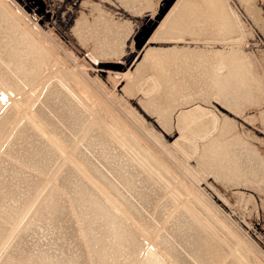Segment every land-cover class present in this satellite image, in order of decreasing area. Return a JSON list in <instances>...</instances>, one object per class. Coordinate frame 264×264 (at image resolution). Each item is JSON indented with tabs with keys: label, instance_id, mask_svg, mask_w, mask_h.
<instances>
[{
	"label": "bare ground",
	"instance_id": "bare-ground-1",
	"mask_svg": "<svg viewBox=\"0 0 264 264\" xmlns=\"http://www.w3.org/2000/svg\"><path fill=\"white\" fill-rule=\"evenodd\" d=\"M56 1L48 0L47 10L40 1L31 17L23 8L21 15H17L19 18L16 17L18 20L0 3L2 252H8L13 246L12 240L17 237L16 230H25L31 218L34 230H39L42 221L56 217L59 224L66 227L65 234L71 229L70 219L74 218L81 224L69 239L62 241L69 250L62 258V264H93L96 258L89 251L88 239L82 257L72 253L73 237L85 236L84 222L90 219L87 216L89 208L99 217L98 222L107 224L112 221L103 207L118 200L127 205L126 215L122 214L132 218L137 229L153 232L159 227L158 234L154 233L156 244L171 264H264V250L255 246L257 252L253 254L242 237L245 232L240 231L241 235L232 226L225 211L231 206L229 198L232 195L237 202L246 198L244 195L247 194L238 188H253L254 193L255 189L257 192L264 190V156L256 145L264 138L254 144L251 138L248 139L247 127L239 126L235 118L217 108L219 104L239 116L248 105L264 101V88L255 70L254 54L239 44L245 36V29L238 15L224 0H174L169 5L148 37L167 41L169 45L151 47L146 44L141 60L134 64L131 76L122 88L127 96L138 93V101H135L141 103L145 115L154 116L151 126L147 127L145 123L143 128L139 116L133 125L129 124L131 120L126 122L125 115L123 121L109 105L107 94L110 92L105 90L106 84L100 76L96 72L90 74L66 52H61L60 44L46 32L42 24L46 22L47 19L43 18L48 17V12L52 17L60 13L61 22L52 19L51 23L64 26L71 18L70 8L76 0H63L62 4ZM119 1L120 5L131 10L130 15L125 13L129 16L124 20L121 15L115 19L110 11L92 4L87 12L80 9L73 13L75 18L69 30L81 44L88 43L90 57L97 63V68H102L100 60L104 57H120L125 52L127 37L133 30L130 18L145 8H151L154 2ZM245 2L247 14L256 26L261 27L263 16L256 1ZM87 3L83 0L82 4ZM26 4L32 6L30 2ZM93 10H96L95 15ZM153 20L150 15L144 17L142 23L150 25ZM114 94L112 101L120 98ZM121 101L118 105L122 108ZM132 106L128 105V108ZM17 107L21 109L20 113ZM260 111L263 122L264 110ZM131 113L134 114L133 110ZM152 128L166 136H171L174 131L178 133L172 142L173 149H176L172 152L173 159L172 149L169 150L167 142L164 143L168 137L165 141L155 138L157 136L152 138L155 135ZM148 135L156 142L150 141ZM254 136L253 133L252 138ZM168 151L170 158L175 160L173 163L180 164H177L179 169L169 164ZM182 164L185 166L181 167ZM168 170L184 173V199L180 205L176 189L169 191L172 179ZM200 181L205 184L202 188L199 187ZM53 187L56 194L50 192ZM104 187L109 189L107 199L93 198L87 191ZM45 194L50 198L49 208H54L49 219L38 207ZM166 219L168 224H162ZM176 222H179L182 237L175 233ZM47 227L45 230H53V225ZM114 227L118 229L116 224ZM155 255L156 250L146 255L148 264H152L149 259ZM28 260L24 257V261ZM33 260L30 256L29 261L33 263ZM48 263H53L51 258Z\"/></svg>",
	"mask_w": 264,
	"mask_h": 264
},
{
	"label": "rangeland",
	"instance_id": "rangeland-1",
	"mask_svg": "<svg viewBox=\"0 0 264 264\" xmlns=\"http://www.w3.org/2000/svg\"><path fill=\"white\" fill-rule=\"evenodd\" d=\"M40 1H42V7L44 10L49 9V7L47 6V4L49 3L48 0H44V3H43V0H0V3L9 12H11L16 18V17H18L17 15H21L23 8H24V10H26L27 14L30 15V17H31V14L34 10V7L38 8ZM87 1H88V3L86 5L82 4L83 0H76L75 2H73V4L71 5V8H70V10L72 12L71 18L69 21H67L65 23L64 26L60 23H57V22H55L54 24L51 23L52 19H56V21L61 22L60 16H59L61 14L59 13V14L55 15L56 17L55 16L52 17V14L50 12H48V17L43 18V19H47V20L44 23V25L42 24V26H44V29L46 30V32L48 31L47 33L48 34L50 33L49 35H51V37L53 36L52 38L60 44V47L62 48V49L60 48L61 52H66V54L69 55V57H71L72 59H75L77 62H79L78 64H80V66H82V68H87L86 70L90 74H95V72H96L98 74V76H100L102 82L106 84V85L104 84L105 90H108L110 92V94L113 93L114 91H116L115 94L114 93L113 94H114V96L116 95L117 98L120 97L117 100H120V99L124 100V102H123V100L122 101L120 100L121 101L120 106L122 105V108H121L118 105V102L120 103V101L117 102V100L115 101V99H113V101H112V98H113L112 95L113 94L112 95L107 94L108 95L107 101H108L109 105L112 106L116 110L115 111L116 113L118 112V115H120V118H122L123 121H125L124 119L127 116L129 120L126 117V122L129 123L131 120V123H129V124L133 125L135 123L136 117L139 116L137 118H139L140 120L142 118V121L144 123V124H142L143 125L142 127L145 128V123L147 124V127H150L151 126L150 122L151 121L153 122L155 119H154V116H152V114L151 115L147 114L148 116L145 115V111L143 109H141L142 108V106H140L141 103L137 102L138 98H139V96H138L139 94L136 93L135 95L127 96L124 94V92H122L123 91L122 88L127 83V81L129 80L131 73L133 71L132 69L135 66L134 64H137L136 62H139L141 60V56L143 55V52H144L143 50H144V47L146 44H148V46H151V47H163V46L169 45L168 43H166L167 41L164 42L163 40L158 41V39H153V38L149 39V38L152 35L153 31L158 26V24L160 23V21L162 20V18L164 17V15L166 14L167 10L164 11L163 13H162V10L165 8V6L167 5V3L170 0H153L154 2L152 3L151 8L143 9L142 10L143 13L141 12V13L133 14L132 18H130V20L132 22L131 25H133L132 26L133 30L131 31L132 35L127 37L126 44L124 47L125 52H123V54L124 53L125 54L120 55V57L119 56H117V57L115 56L112 58H111V56L110 57H108V56L104 57V59L100 60V62H101L100 65L102 66V68H97L96 67L97 63H95V61H93L91 59L90 53L88 50L89 49L88 43L87 44H81V42H79L78 39L75 38V36L70 31L71 26L73 25L72 22L75 18V16H73V13L76 14L80 9L83 10L84 12H87L89 10L91 4H92L96 8L99 7L101 9L106 10L107 12L110 11L109 13H111L112 14L111 16H113L115 19L121 18V16H122L121 19L124 20L126 17H128L130 15L131 10L126 8L123 4L120 5L121 3L119 0H117V1L113 0L110 2H109V0H104V1L103 0L102 1L101 0H87ZM173 1L174 0H172V2ZM224 1L227 3V5L231 9V11L238 15L242 25L244 26V29H245L244 35L245 36L242 37V40L239 42V44L242 47H244L245 50L250 51L254 54L253 55L254 60H255L254 63H255V67H256L255 70H256V73L258 74L260 80L262 79L261 82H262L263 88H264V74H263L264 73V62H263L264 61V56H263L264 55V0H252V1H256V4H257L258 8L260 9L261 14L263 16V23L261 25V27H263V28H261L260 25L256 26V24H254V22L251 20L250 16L247 14V12H246L247 6H246V2H245L246 0H224ZM28 2H30L32 4V6H30V7L27 6L26 3H28ZM56 2H58V3L61 2V4L64 3L63 0H57ZM103 3H105L106 5ZM109 3H112V4H110L111 6L109 5ZM115 3H117L118 5ZM104 5H105V7H104ZM114 6L115 7L118 6V7L116 9H114L115 8ZM84 7H86V8H84ZM119 8H120V11H118ZM35 12H36V10H35ZM125 13H127L129 15H127ZM92 14L95 15L96 10H93ZM57 15H58V17H57ZM150 15H153V18H154L153 22L150 25H144L142 23V19L144 17H149ZM134 19H136V20H134ZM52 28H53V31H52ZM150 29H151L150 33L144 39L145 34ZM56 30H58L59 33H61V34H59L58 31H56ZM62 34L65 38L62 36ZM68 40H69V42H68ZM126 54H129L128 58L124 57ZM88 62H90V63H88ZM258 64L260 65V67ZM88 68H90V69H88ZM121 72H124V74L121 75L120 74ZM108 76H111V78ZM113 79H114V81H113ZM111 81L115 84H113ZM111 90H112V92H111ZM133 97H136V98L133 99ZM135 100H137V101H135ZM125 101H127V102H125ZM110 102L112 103V105ZM261 102L262 101H259V103H261ZM113 103L114 104L117 103V104H115L116 106ZM259 103L257 104V102H256V104L253 103V104H250V106L248 105L249 107L247 106L245 108L244 112L242 113V115H239V116H237L236 114L233 115L226 108L219 106V104H218L217 108H218V111H221V112L227 114L229 117L235 118V120H236V122H238L239 126L242 125L241 127H244V126H245L244 128L247 127L246 129H248V131H249L248 139L250 140V138H251V141L255 144L261 138H264L263 137L264 136L263 135L264 134V128L261 126L260 122H262V120L260 119L261 116L259 115L261 112L260 110H264V108H263L264 107V101L261 104H259ZM125 104L127 106L123 107V105H125ZM133 104H135V105H133ZM128 105L129 106L133 105L132 110H133L134 114L131 113L132 107L128 108ZM257 105H258V107H257ZM134 106L135 107L138 106V108H135ZM117 108H119L121 110H119ZM134 108H135V110L138 109L137 110L138 113H135ZM127 109L129 110V112L126 111ZM141 111L144 113L145 116H143V113H141ZM17 112H19V113L21 112V109L19 107H17ZM122 113H124V114H122ZM127 113H129L130 115ZM248 113H250V114H248ZM139 114H142V115H139ZM246 114H247V116H245ZM123 115H125V117ZM132 115H135V118L131 119ZM144 117L147 119L144 120ZM252 118H253L254 122H253ZM133 120H134V122H133ZM255 120H256V122H255ZM241 122L243 124H241ZM247 122H249V125ZM251 122H253V124ZM148 124H150V125L148 126ZM250 124H252V125H250ZM258 125H260V127ZM262 125L264 126V121L262 122ZM251 126H253V128ZM155 130H157V129L152 128V133L153 134L155 133V135L152 136V138L157 136L155 138H161L160 140L165 141V139H167V137H168L167 141H165L164 143L167 142L166 144L169 147V150L172 149V151L170 150L171 155L174 152H176V149L175 148L173 149L174 146H172V142L174 141V139L177 138L178 133H176L174 131L173 133H171V136H166L163 132H162L163 134H160L158 131H155ZM260 130L263 132H260ZM252 131H254V132H252ZM253 133L256 136V138H255V136L252 138ZM257 135H259V136H257ZM148 136L150 138H148V137L147 138L150 139V141L153 142L155 140V139H152L150 135H148ZM163 137H164V139H163ZM260 141L258 143H256V145L259 147L261 154H263V156H264V139H261ZM154 142H156V140ZM170 153H169V151L167 152V154H169L168 159H169L170 163L168 162V160H166V161L169 164L175 165V167H177V164H179V163L178 162L173 163V161H175V160H172L173 159L172 157L174 154L171 156ZM170 156L172 159L170 158ZM183 165L184 164H182L181 167H183ZM167 174L172 179V184L169 186V191H170V189H173V188L176 189V192L178 194L177 202H178V205H180L184 199V196L182 194V188L184 187V180H185L184 179V173L181 170H168ZM207 180L210 181L211 178H207ZM204 186H205L204 181H200L199 187L202 188ZM256 190L257 189H255V193H254L253 188H245V187L244 188L243 187L238 188V191L244 192L247 195H249V193H251V192L252 193L249 195L248 199H247V195H244V197H246V198H242V200H240L238 202H237V200L234 199V196L232 195L229 198V201L231 204L230 208L232 206L233 207L231 209L228 208V210H227V208L225 209V211L228 212V215H227L228 221L231 224H233L232 226L237 228V229L236 228H234V229L238 230V232H240V231L242 233L245 232V233H243L242 237L244 238V242H245L246 246L248 247V249L253 254H256V252H257V249L255 246L260 247L261 249L264 250V233H263L264 232L263 231L264 230V228H263L264 227L263 226L264 225V219H263L264 218V215H263L264 214V211H263L264 210V207H263L264 190L263 189H261L263 191L258 190V192L261 191L260 194ZM51 191L56 194L57 190L53 187L52 190H50V192ZM87 191L93 198H96L99 200L100 199H107L108 197H110L109 189L107 187L94 188V189L87 190ZM232 191H235V190H232ZM248 191H250V192H248ZM165 192L167 193L168 189H166ZM253 194H254V196H253ZM49 199H50L49 195L45 194V196L42 197V199L38 205V207H40V209H41V213L47 217L50 216L54 212V208H49L50 207V200ZM246 199L248 201L252 199L249 202L250 204L248 202H245V201H247ZM240 202H241V204H240ZM258 202L260 203V205L262 207L259 205ZM255 203H257L258 208H257ZM118 207H121V208H118ZM115 208H117V209H115ZM234 208H236V210ZM103 209L106 213L109 214V216L112 217V221L107 222V224H103L101 222H98V221H100L99 217H97L94 214L95 211H93L92 208H89V213L87 216L90 219L86 218L87 221L84 222V227H85L84 229L86 230L85 236L78 235L75 238L73 237L75 244H74V249L72 250V253L74 255L80 254L82 257L85 256V251H86L85 249H87V245L85 244V240L88 239L89 251L96 258V261H94L93 264H148L147 260L145 259L146 255L150 251H155V250L157 251V255L153 256L152 259L151 258L149 259L152 261V264H171L170 261H168V257H166L163 253L160 252V250L158 249V246L156 244V236L154 235V233L158 234L157 230L159 227L155 228V230L153 232L151 230L144 231L142 229L141 230L137 229V227L133 223L134 220L132 218L124 217V215H126L125 211H127V205L126 204L124 205V203L118 202V200H114L111 203H109V202L106 203V205H104ZM232 209L234 210V212ZM231 210L233 213L230 212ZM258 210H259V212H258ZM236 212H238V213H236ZM238 214H240V215H238ZM241 215H243V216L240 217ZM50 217H48V219ZM232 218L235 220H232ZM245 219H247V220H245ZM244 220L246 222L245 225H244ZM32 221H33L32 218L29 219V221L26 225V228L29 227L27 230H26V228H25V230H23L21 232H18V230H16V232H17L16 236L17 237H15L12 240L13 246L9 247V250L7 253L6 252L4 253V251L2 252V250L0 249V264H49L48 261L50 258L53 261V263H51V264H62V261H63L62 258L64 257L65 254L67 255V253L69 252L67 245L63 244L62 241H66L67 239L70 238V235H72V233L74 231H76V228L78 227L79 224H81V221H76V219L74 220V218H71L69 221V224L70 225L72 224V226H71V229L69 230L70 232L68 231L67 234H65L66 233V227L61 226L59 224L58 218H56V217L50 219L49 221H47V220L42 221L41 227L39 230L38 229L34 230L35 229L33 227L34 222L32 223ZM113 221H117L119 225L117 224V222H113ZM234 221H235V223H234ZM114 223L118 226V229L114 227V225H115ZM163 223H164V225L165 224L167 225L168 219L164 220V222L162 221V224ZM242 223H243V225H242ZM49 224L53 225V230H49V231L45 230V229H48L47 226H51ZM176 224H177L176 225L177 230L175 231V233L177 236L182 237V232H181V229L179 228V222H176ZM247 225L251 226V227L246 228ZM44 227H46V228H44ZM18 228L19 227H16V229H18ZM257 231H259V233ZM126 232H127V234H126ZM241 232H240V234L242 235ZM14 234H12L11 236L13 237ZM241 235H240V238H241ZM247 235H249L251 237H249ZM11 236L8 238V240L11 239ZM244 236H246L247 239ZM253 242H255V243H253ZM31 245H34V247H32ZM35 245H36V247H35ZM135 246H136V248H135ZM69 247H71V246H69ZM30 256L32 258H34L33 263L29 261ZM24 257L26 259H29L28 262L24 261ZM129 260H130V263H128ZM163 261H165V263ZM72 264H78V263L73 262Z\"/></svg>",
	"mask_w": 264,
	"mask_h": 264
},
{
	"label": "water",
	"instance_id": "water-1",
	"mask_svg": "<svg viewBox=\"0 0 264 264\" xmlns=\"http://www.w3.org/2000/svg\"><path fill=\"white\" fill-rule=\"evenodd\" d=\"M171 2H172V0H170V1L167 3V5L165 6V8L162 10V13L168 9V7H169V5L171 4ZM150 31H151V29L145 34L144 39L148 36V34L150 33Z\"/></svg>",
	"mask_w": 264,
	"mask_h": 264
}]
</instances>
